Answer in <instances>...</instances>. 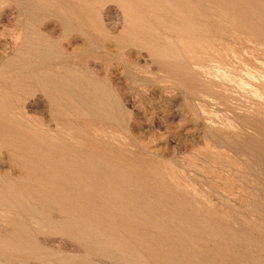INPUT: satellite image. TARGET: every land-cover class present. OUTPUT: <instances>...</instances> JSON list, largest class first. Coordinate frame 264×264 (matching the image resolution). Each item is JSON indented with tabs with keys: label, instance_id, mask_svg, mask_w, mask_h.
Returning a JSON list of instances; mask_svg holds the SVG:
<instances>
[{
	"label": "rangeland",
	"instance_id": "rangeland-1",
	"mask_svg": "<svg viewBox=\"0 0 264 264\" xmlns=\"http://www.w3.org/2000/svg\"><path fill=\"white\" fill-rule=\"evenodd\" d=\"M189 5L0 0V264H264V14Z\"/></svg>",
	"mask_w": 264,
	"mask_h": 264
},
{
	"label": "bare ground",
	"instance_id": "bare-ground-1",
	"mask_svg": "<svg viewBox=\"0 0 264 264\" xmlns=\"http://www.w3.org/2000/svg\"><path fill=\"white\" fill-rule=\"evenodd\" d=\"M87 1V0H86ZM136 1V0H133ZM190 5L188 8H186V13L188 14V16L190 18L193 17H197L199 11L197 12V10H202L204 12V14L208 17H212L213 15L216 14V10L212 7L209 6L210 2H215V3H219L221 5H224L225 7L229 8V11L227 12L226 15L230 14L231 11L234 9L235 12H238V10L240 9L241 11L239 12V14H243L244 16H248L247 14H252V13H256L258 11H261V13L264 14V4L263 3H256L255 0H188ZM205 2L207 3V5H205ZM210 8L214 9V10H210ZM78 18V17H77ZM85 20V19H84ZM87 20V19H86ZM92 25V24H91ZM34 26V25H33ZM36 27V26H35ZM257 29V28H256ZM255 29V30H256ZM258 30V29H257ZM37 32V31H36ZM121 34V33H120ZM127 34V33H126ZM36 35V34H35ZM39 35V34H38ZM19 46V45H18ZM12 58V57H11ZM13 60V58L11 59ZM15 64V63H14ZM34 64V63H33ZM32 65V64H31ZM12 66V65H11ZM14 67V66H12ZM17 68V67H16ZM26 70V69H25ZM33 70V69H32ZM8 72V71H7ZM33 72V71H32ZM37 72V71H36ZM1 73V72H0ZM84 86V85H83ZM50 87V86H49ZM54 89V88H52ZM94 96V95H93ZM110 97V96H109ZM115 100V99H114ZM19 112V111H18ZM90 145V144H89ZM59 148V147H56ZM93 149V150H92ZM261 151H264V149H262ZM22 153V152H21ZM88 154L89 158H96V156L98 154H100L97 149L95 150L94 148L91 149H82L81 147H71L68 146L67 148H61L59 150L56 149H52L50 150V155L51 154H56L53 157H48L45 161L49 164V163H53L55 157H60L61 160H66L63 156L65 154L67 155H74V154ZM105 154V153H104ZM27 155V154H26ZM44 155V154H43ZM33 159V158H32ZM35 162V161H33ZM36 169V167H35ZM42 169V168H41ZM72 170V169H71ZM50 172V171H49ZM75 172V171H74ZM48 174V173H47ZM61 174V173H60ZM78 174V173H77ZM53 175V173H52ZM56 178V177H55ZM62 180V179H61ZM84 181V180H83ZM59 182V181H58ZM86 182V181H85ZM228 188V187H227ZM235 189V188H234ZM58 190V189H57ZM68 190V189H67ZM66 190V191H67ZM238 190V189H237ZM59 191V190H58ZM70 191V190H69ZM235 191V190H234ZM65 192V190H64ZM55 194V193H54ZM68 195V194H67ZM70 195V194H69ZM72 195V194H71ZM56 196V195H55ZM99 196V195H98ZM73 198V197H72ZM66 200H68L65 197ZM76 200V199H75ZM111 208V207H109ZM135 208V207H134ZM65 212V211H64ZM131 212V211H130ZM49 214V213H48ZM49 221V220H48ZM66 226L67 227H71V226H79V221L76 217H72L69 216V220L66 221ZM132 224V223H131ZM64 228V226H63ZM77 232V231H76ZM62 233V232H61ZM78 238L81 240L83 237H80L78 235ZM1 240V239H0ZM18 253V252H17ZM25 254V253H24ZM31 254V253H30ZM20 255V254H19ZM35 257V256H34Z\"/></svg>",
	"mask_w": 264,
	"mask_h": 264
}]
</instances>
